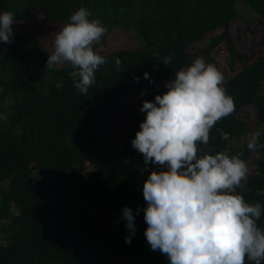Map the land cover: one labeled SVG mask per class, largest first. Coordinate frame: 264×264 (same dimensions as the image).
Instances as JSON below:
<instances>
[{"label":"trees","instance_id":"1","mask_svg":"<svg viewBox=\"0 0 264 264\" xmlns=\"http://www.w3.org/2000/svg\"><path fill=\"white\" fill-rule=\"evenodd\" d=\"M237 1L0 0V12L11 11L16 21L12 43L0 42V264H117L124 257L126 264H169L144 235L143 182L156 166L146 165L131 141L146 115L143 101L166 92L165 83L196 57L223 73L235 103L201 149L240 154L253 169L237 191L264 207V196L257 195L264 190V148L250 151V137L232 144L253 124H262L264 133V0H241L257 15L234 33ZM81 6L105 26L96 49L117 27L137 39L135 46L99 52L108 62L87 95L73 86L70 66L46 68L49 54L27 22L36 10L44 20L65 24ZM43 73L45 79L35 81ZM122 101L136 106V121L123 146L110 150L97 131L106 112L122 120ZM124 206L136 225L130 244ZM258 224L264 227V214Z\"/></svg>","mask_w":264,"mask_h":264},{"label":"clouds","instance_id":"2","mask_svg":"<svg viewBox=\"0 0 264 264\" xmlns=\"http://www.w3.org/2000/svg\"><path fill=\"white\" fill-rule=\"evenodd\" d=\"M91 17L83 6L73 11L55 33L46 61L49 70L70 66L68 75L83 95L95 83L96 71L108 62L95 48L105 26ZM15 22L11 11L0 12V42L12 43ZM170 59L164 58V64ZM115 63L119 68V57ZM144 76L150 79L147 72ZM223 83L224 75L214 64L196 57L165 83L166 92L156 94L154 101L144 100L140 108L146 115L131 144L146 165L156 166L143 182L144 235L169 264L264 262V227L258 224L264 207L259 201L247 202L237 191L247 179V163L240 154L201 149L209 144L216 124L235 112L234 98ZM55 86L63 85L57 81ZM217 131L228 139V133ZM262 134L252 133L250 151L264 148L259 142ZM257 195L264 196V190ZM122 217L131 233L125 242L130 244L136 229L133 210L124 206Z\"/></svg>","mask_w":264,"mask_h":264},{"label":"rangeland","instance_id":"3","mask_svg":"<svg viewBox=\"0 0 264 264\" xmlns=\"http://www.w3.org/2000/svg\"><path fill=\"white\" fill-rule=\"evenodd\" d=\"M237 2L236 4L239 15L236 17V20H233V22H235L232 24L233 26L231 28V31L234 33L245 27L247 23L245 22L246 20H251L257 15V12L252 7L248 6L244 1L238 0ZM30 17L31 18L27 21L29 31L36 35L41 47L44 48L48 54L51 53L53 51L54 35L64 24L44 20L43 18H40L36 10L32 12ZM107 40L108 41L102 44L98 49H96V51L109 52L118 47L120 48L137 45L136 38L132 37L131 35L121 33L120 28L118 27L109 33ZM33 72L45 71L41 69H34ZM45 77L46 75L43 73L38 74L34 79L37 82H41L45 79ZM119 107L122 108L124 112V114H122V120L121 118L116 119L117 117L114 113L106 112L104 117H102L100 128L97 131V136L100 139H104L103 145L110 150H116L123 146L126 138V132L131 131V128L136 121V115H134L136 114V106L132 105L131 101H122ZM261 125L262 124L260 123L253 124L250 128V131L244 137L237 141L234 140L232 144H239L247 140L249 137H251L252 133L259 131ZM133 137L134 136H132V138ZM248 168L249 174L253 168ZM128 261L129 259L124 257L118 260L117 264H126Z\"/></svg>","mask_w":264,"mask_h":264}]
</instances>
